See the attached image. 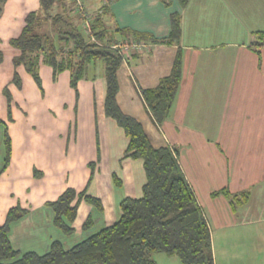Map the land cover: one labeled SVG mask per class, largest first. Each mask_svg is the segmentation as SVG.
<instances>
[{
  "label": "crops",
  "instance_id": "0c3cea01",
  "mask_svg": "<svg viewBox=\"0 0 264 264\" xmlns=\"http://www.w3.org/2000/svg\"><path fill=\"white\" fill-rule=\"evenodd\" d=\"M91 12L104 4L106 26L170 33V15L182 13L183 74L169 118L158 125L141 89L158 85L172 71L178 44L145 43L118 71V103L140 121L156 146L177 149L212 234L216 264H264V47L250 49L254 33L264 31V0H84ZM40 0H7L0 15V117L7 120L11 152L7 160L5 126L0 125V225L13 208L25 210L10 223V239L22 252L47 253L55 241L66 249L121 216L127 197H140L143 162L124 157L129 139L105 110L107 84L102 60L92 62L72 85L71 73L39 68L41 86L13 57L9 46ZM61 6L55 5L51 13ZM118 40H123L116 33ZM22 87L12 83L15 71ZM13 96L12 116L3 93ZM7 160V161H6ZM69 188L99 198L98 208L82 200L73 230L54 224L51 205ZM222 189L237 197L213 195ZM91 219L89 225L86 222ZM158 264H182L155 253Z\"/></svg>",
  "mask_w": 264,
  "mask_h": 264
},
{
  "label": "trees",
  "instance_id": "16d2710c",
  "mask_svg": "<svg viewBox=\"0 0 264 264\" xmlns=\"http://www.w3.org/2000/svg\"><path fill=\"white\" fill-rule=\"evenodd\" d=\"M7 0H0V15ZM84 9L91 14L90 24L96 41L85 26V18L77 0H40L39 10L29 12L21 34L9 41V46L18 49L13 57L15 68L24 66L41 86L40 65L53 67L56 74L71 73L72 85L84 78L88 66L102 60L107 84L105 110L122 127L129 142L124 157L143 162L145 182L140 197H127L121 203V216L83 241L66 249L55 241L44 254L34 251L22 252L14 247L10 239V223L22 217L25 210L13 208L6 222L0 225V264H158L155 253L178 257L182 264H216L212 234L196 195L178 161L177 149L170 145L156 146L152 143L142 123L124 113L118 103V71L124 61L122 54L110 44L121 41L154 44H178L172 71L161 78L158 85L141 89L142 96L154 121L161 125L170 115L183 74V50L179 44L182 37V13L176 10L170 15L171 30L167 36L157 37L150 31L137 30L128 26L112 31L106 26V17L111 12L104 4L91 12L81 0ZM168 7L172 0H162ZM185 8L190 0H178ZM55 5L61 6L51 13ZM250 49L261 58L264 47V31L254 33ZM130 57V56H128ZM127 57V58H128ZM5 60L0 49V64ZM12 83L22 87V79L16 70ZM8 101V119L11 121L13 96L9 86L3 89ZM5 126L7 160L11 152V140L7 120L0 117ZM6 160V161H7ZM225 194L230 199L238 196L227 189L214 192ZM87 201L102 207L99 198L73 188L64 191L52 202L54 224L66 233L73 228L78 204ZM91 219L86 222L89 225Z\"/></svg>",
  "mask_w": 264,
  "mask_h": 264
},
{
  "label": "built area",
  "instance_id": "2783aa9c",
  "mask_svg": "<svg viewBox=\"0 0 264 264\" xmlns=\"http://www.w3.org/2000/svg\"><path fill=\"white\" fill-rule=\"evenodd\" d=\"M77 1H78V7L82 12L83 17L85 18V26L88 32L91 34V39L92 41H96V38L91 31V24H90L91 14L84 9L81 0H77ZM109 46L114 49H117L120 52V54H122L124 61H126L127 57L130 56L132 53L137 51H143L146 44L144 42H135V41L134 42L118 41L113 44H110Z\"/></svg>",
  "mask_w": 264,
  "mask_h": 264
}]
</instances>
